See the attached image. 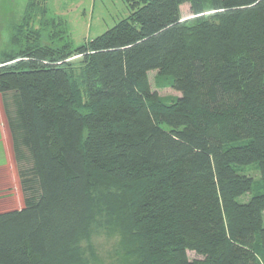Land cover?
<instances>
[{
  "label": "trees",
  "instance_id": "trees-1",
  "mask_svg": "<svg viewBox=\"0 0 264 264\" xmlns=\"http://www.w3.org/2000/svg\"><path fill=\"white\" fill-rule=\"evenodd\" d=\"M40 1L39 28L22 18L0 61L15 157L31 161L21 207L0 211V264H85L102 207L136 264H264V0H123L79 45ZM151 70L172 76L173 102Z\"/></svg>",
  "mask_w": 264,
  "mask_h": 264
},
{
  "label": "rangeland",
  "instance_id": "rangeland-1",
  "mask_svg": "<svg viewBox=\"0 0 264 264\" xmlns=\"http://www.w3.org/2000/svg\"><path fill=\"white\" fill-rule=\"evenodd\" d=\"M28 1L0 0V61L5 56L6 51L13 52V47H10L15 32L13 26L21 22L22 18L24 21L31 20L30 27L39 28L41 18L35 15V9L26 11ZM35 7L40 11L47 8L51 16L61 18L62 26L65 25L73 45H79L84 39H91L100 35L128 14V9L123 0H41L35 3ZM204 7L207 10L205 14L210 13L208 1ZM179 14L183 21L188 22L192 19L193 15L190 12L188 2L179 6ZM69 60L78 61L79 57L73 56ZM171 81L172 76L170 74H164L157 70L148 72L150 89L164 103L173 102L180 94L172 88ZM12 93H0V101L2 105L3 103L6 105L2 108L4 115L5 112L10 113V115L15 114V100L11 95ZM21 152L22 158L19 160L16 159L15 153L13 155L19 184L20 173L31 165L29 152L26 149H22ZM243 171L254 180L252 193L259 192L258 171L253 166L247 167ZM95 191L98 194H106L109 189L97 187ZM7 195H11V198H8ZM250 196L251 194H246L242 200H246ZM18 197H20L21 202ZM0 200V211L21 207L23 202L21 186H18V191L10 187L0 189ZM106 211L105 207L101 208L89 236L80 242L85 264H136L137 255L134 248L128 244L126 223L122 217L108 216ZM187 255L190 259L198 257L193 251H188Z\"/></svg>",
  "mask_w": 264,
  "mask_h": 264
},
{
  "label": "crops",
  "instance_id": "crops-1",
  "mask_svg": "<svg viewBox=\"0 0 264 264\" xmlns=\"http://www.w3.org/2000/svg\"><path fill=\"white\" fill-rule=\"evenodd\" d=\"M2 108L3 105L0 101V189L4 187L5 188L10 187L11 189L13 188L16 191H18V186L20 184L18 181L17 170H15L16 164H15V158L13 156L14 150L12 146L10 131L7 125L6 116L4 115ZM6 191L9 192V190ZM7 197L11 198V195H7ZM18 198L20 201V197Z\"/></svg>",
  "mask_w": 264,
  "mask_h": 264
},
{
  "label": "water",
  "instance_id": "water-1",
  "mask_svg": "<svg viewBox=\"0 0 264 264\" xmlns=\"http://www.w3.org/2000/svg\"><path fill=\"white\" fill-rule=\"evenodd\" d=\"M10 1V0H9Z\"/></svg>",
  "mask_w": 264,
  "mask_h": 264
}]
</instances>
